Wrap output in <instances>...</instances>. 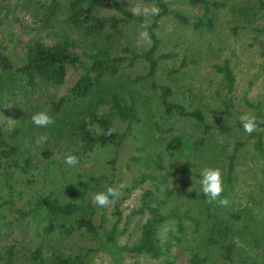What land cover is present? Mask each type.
<instances>
[{"label": "trees", "instance_id": "obj_1", "mask_svg": "<svg viewBox=\"0 0 264 264\" xmlns=\"http://www.w3.org/2000/svg\"><path fill=\"white\" fill-rule=\"evenodd\" d=\"M34 1L36 8L41 9L33 14L34 27L16 17L10 18L3 10L5 0L0 1V264H89L96 251L108 252L117 262L118 254L123 252L146 256L160 261L159 264H174L183 257L186 264H203L205 259L197 250L183 247L186 226L182 218L189 219L194 228L205 226V239L209 245L218 247L220 264H264V258L258 263L235 256L233 232L222 220H211L216 218L208 212L211 204L206 202L202 191L186 189L182 181L177 185L167 182L176 176L175 164L179 160L185 163L184 171L198 168L212 129L220 134L231 131L224 123L209 124L201 110L186 109L170 99V87L156 80L159 62L170 57L158 52L157 30L164 17L185 23L184 16L169 9L163 0H142L161 8L158 16L147 19L131 15L120 0ZM187 1L202 8L193 28L211 30V10L222 2ZM101 10H113L119 17L102 16ZM144 21L151 24L150 43L121 46L112 40L113 32L120 27L141 29ZM56 22L64 27L51 32ZM32 30H45L50 40L36 31L32 34ZM257 47L264 66V43ZM138 67L142 68L141 73L132 76L131 71ZM214 69L222 75L226 93H231L234 78L228 64L223 62ZM70 73L73 80L61 92ZM153 95L157 97L165 128L145 127V105H149V96ZM243 103L254 111L264 131L259 101L244 98ZM220 105L227 114L231 98L221 100ZM41 110L55 118V125L42 129L32 123V115ZM171 119L189 122L187 126L174 127ZM236 125L242 128L240 121ZM110 127L116 131L103 135ZM45 131L49 132L48 141L36 145V139ZM263 131L247 134L258 155H264ZM136 132L146 139L145 145L150 149L149 155L144 156L145 162L161 172H139L124 188L128 194L144 184L136 207L127 216L142 220L132 242L119 245L118 202L114 206V222L105 226L107 221L102 216L96 220L92 197L112 187L114 158L126 138L138 139ZM149 139H154L161 150H153ZM242 146L243 142H235L224 157V196L229 192L234 160ZM60 151L66 157L79 158L68 178L63 173L57 175L61 169L53 165L56 160L52 159V153ZM107 153L111 158L99 161L98 173H93L94 166L85 164ZM174 195L196 202L198 216L188 215L186 210L182 213L167 210L166 204ZM213 204L216 210H223V206ZM208 217L209 220H202ZM21 226L27 231L24 238L17 236L21 234ZM74 234L93 242L95 248L66 245Z\"/></svg>", "mask_w": 264, "mask_h": 264}, {"label": "rangeland", "instance_id": "obj_2", "mask_svg": "<svg viewBox=\"0 0 264 264\" xmlns=\"http://www.w3.org/2000/svg\"><path fill=\"white\" fill-rule=\"evenodd\" d=\"M120 1L129 9L137 4L151 5L142 0ZM163 1L169 9L178 10L184 16L185 23L167 16L163 18L157 30L160 42L158 52L170 55L169 58L159 62L157 82L170 87L172 91L170 99L178 101L186 109L201 110L206 121L212 126L224 123L231 128L228 134H220L212 129L208 135L209 142L204 151L203 161L198 168L191 167L189 171H184L185 163L179 160L175 164L178 169L176 176L168 178L167 182L177 185L182 181L186 189L202 191L199 183L202 170L219 167L223 172L225 155L231 152L235 142H243L234 160L233 178L226 196L229 204L223 207V210H216L214 204H211L208 212L216 218L211 220H222L233 232L231 241L236 257H246L247 260L261 263L264 258L262 253L264 249V155H258L253 150L252 139L247 138L243 127H238L236 124L240 121L239 117L242 114L254 115V111L243 103L244 98L250 102L259 101L260 113L264 117V66L257 47L260 42L264 43V0H214L222 2V5L211 10L210 16L213 20L211 30H206L204 27L197 30L193 28V21L202 11L199 5H191L187 0ZM4 3L6 7L3 10L10 18L16 17L27 26L34 27L33 14L41 10L39 6L36 8L37 4L34 0H5ZM100 15L119 17V14L113 10H101ZM143 17L148 18V16ZM63 27V24L56 22L51 32ZM35 31L32 30V34ZM141 31L139 28L120 27L113 32L112 40H116L121 46L130 44V46L139 47L145 43L140 36ZM36 33L45 40H50V35H46L45 30H39ZM25 36L26 34L23 37ZM183 61L185 63L181 65ZM223 62L228 64L234 78L231 93H226L222 75L214 69L215 65ZM141 71L140 67L134 68L131 75ZM72 80V73H70L60 91L62 92L66 84L71 83ZM229 97L232 100V106L229 112L224 114L220 102ZM149 98V105H145L147 113L143 117L145 127L147 129L165 128L167 125L162 120V111L157 97L153 95ZM171 121L173 122L174 119ZM187 122L176 121L173 122V126L184 127L188 125ZM256 131H263V127H258ZM156 133L157 131L154 132ZM136 134L138 139L126 138L123 141L113 162L114 176L111 185L112 187L124 185L123 194L113 205L106 208H99L93 203L96 220L102 216L107 221L105 226H109L115 220L114 206L118 202L117 210L120 217L116 224L121 232L116 240L119 245L132 242L137 234L139 220H142L137 216L128 218L127 216L136 207L138 195L144 184L138 185L128 194H125L124 188L131 184V178L139 172H161L156 168L151 169L153 166L148 161L145 162L144 156L149 155L150 149L145 145L146 139H142L138 132ZM153 140L149 139L148 142L151 141L153 150L160 151L161 147ZM262 142L264 148V133ZM139 147L141 149H138ZM105 157L111 158V155L100 154L96 160L85 162V164L94 166L93 173L96 174L101 171L99 161H103ZM65 158L63 151L52 153V159L56 160L53 165L61 169L57 175L63 173L68 178L73 166L66 164ZM165 158L163 155L162 165L164 166ZM166 208L176 213L186 210L188 215L198 216L196 202L184 196L174 195L167 202ZM182 220L186 226L183 247L197 250L198 255L205 259L203 264H220L218 247L209 245L205 239V226L201 224L194 228L189 219L182 218ZM198 220L201 219L198 218ZM202 220H209V217ZM25 234L27 231L21 226V234L17 236L24 238ZM66 245L70 247L90 245L95 248L93 242L85 241L77 234L69 237ZM118 259V262L115 261L106 251H96L90 256L89 264H159L160 262L146 256H132L123 252L118 254ZM174 264H186L184 257L177 258Z\"/></svg>", "mask_w": 264, "mask_h": 264}, {"label": "clouds", "instance_id": "obj_3", "mask_svg": "<svg viewBox=\"0 0 264 264\" xmlns=\"http://www.w3.org/2000/svg\"><path fill=\"white\" fill-rule=\"evenodd\" d=\"M131 15L143 17V16H152L156 17L161 13V8L156 5L142 6L137 4L129 9ZM142 31L140 36L143 40L151 42V35L149 29L151 24L148 21H144L140 24ZM32 123L42 129H48L51 126L55 125V118L46 110H41L36 112L31 117ZM239 120L242 124L243 130L247 134H252L259 127V122L257 117L250 113H244L239 117ZM116 131V128L110 127L106 131H103L102 134L109 136ZM49 132H42L39 137L36 139V145L40 146L45 144L48 141ZM65 163L69 166H75L79 163V158L75 155H68L65 158ZM201 185L202 192L206 197V202L209 204H218L220 206L226 207L229 204V199L223 195L225 192L224 187V178L222 170L219 167L216 168H204L201 172V179L199 181ZM124 185L119 187H108L104 191H99L95 193L92 197V202L99 208H106L115 203V201L123 194Z\"/></svg>", "mask_w": 264, "mask_h": 264}]
</instances>
